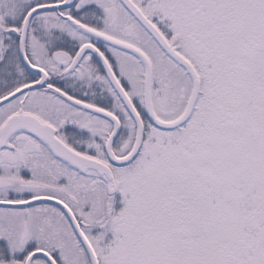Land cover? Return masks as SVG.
<instances>
[{
  "label": "rangeland",
  "instance_id": "obj_1",
  "mask_svg": "<svg viewBox=\"0 0 264 264\" xmlns=\"http://www.w3.org/2000/svg\"><path fill=\"white\" fill-rule=\"evenodd\" d=\"M61 1L0 0V98L35 79L18 60L26 13ZM131 1L174 55L120 0H77L35 16L28 30L26 53L47 69L50 87L0 107V132L10 116L32 115L72 150L108 166L112 178L81 173L19 132L0 148V202L71 204L98 264H264V0ZM72 43L102 49L143 124L141 146L126 164H112L106 153L112 122L86 108L101 106L119 121V159L135 147L136 121L97 66L77 88L71 67L57 71L56 47L69 51ZM39 249L58 264H91L58 208L0 207L7 257L0 264H25Z\"/></svg>",
  "mask_w": 264,
  "mask_h": 264
},
{
  "label": "water",
  "instance_id": "obj_2",
  "mask_svg": "<svg viewBox=\"0 0 264 264\" xmlns=\"http://www.w3.org/2000/svg\"><path fill=\"white\" fill-rule=\"evenodd\" d=\"M121 1L134 14V16L147 28V30L160 43V45L167 52L171 53L172 52L171 48L166 44V42L163 40L161 35L156 31V29L144 18V16L141 14V12L129 0H121ZM74 3H75V0H64V2L58 3V4L53 3V4L40 5V6H37L33 9H31L26 14L24 21H23L21 33H20L19 57H20V60L23 63V65L28 70H30V71H32V72H34L40 76V80L38 82L29 84V85L24 86L22 88H19L18 90L12 92L11 94L1 98L0 99V106L8 103L9 101L13 100L14 98L18 97L19 95H21L25 92L43 87L45 85L46 80H47L46 73L43 70H41L40 68L32 66L30 64V62L28 61L26 54H25L26 35H27L28 27H29V24H30V21L32 20V18L37 14L61 10V9L70 7ZM87 51H93L94 54L96 55V57L98 58V60L100 61V63L102 64V66L105 68L110 80L114 84L118 94L120 95L124 104L128 108L129 112L131 113V115L135 119L137 127H138L137 141H136L134 149L129 154V156L122 158V159H118V158L114 157V154L111 150L112 142L114 141V139L116 138L117 133H118V129H119L118 123L109 114L101 112V111H95L96 113H98L104 117H107L114 122L115 130L109 139V142L107 145V152H108V157L110 158V160L113 163L118 164V165H122V164H125L128 161H130L136 155V153L140 147V143H141V139H142L143 126H142V123H141L138 115L134 111L130 101L128 100L126 94L124 93V91L121 89V87L116 83V81L112 77L110 71L106 67V63L104 62V60L100 56V54L96 50H94L92 47L85 46L80 51L79 57L82 56ZM154 123L157 126L162 127V128H170L173 126L172 124H166V123L160 122L156 119H154ZM20 130H25L28 133H30L31 135L40 139L42 142L46 143L48 145V147L50 148V150L52 151V153L57 158L67 162L68 164H70L72 167L78 169L79 171L85 172L87 170H94L101 175H106L108 178H111L110 170L105 165H103V164H101L95 160H92L90 158H86L84 156L78 155V154L74 153L73 151H71L69 148H67L61 141H59L55 137L54 130L50 126L40 123L37 119H35L32 116L15 115V116L11 117L1 130L0 147L4 146L5 143L7 142V140L13 134H15L16 132H18ZM37 203H47V204H52V205L59 207L64 212V214L67 216L70 224L72 225V228H73L75 234L77 235L81 244L85 248V250L89 256L91 264H98L96 256L94 254V251L92 250L89 242L87 241V239L83 235L74 215L69 210V208L67 206H65L62 202L55 200V199H51V198H36V199L30 200L27 202H23V203L0 202V207L23 208V207L34 205ZM35 258H43L48 264H56L55 261L53 260V258L51 256H49V254H47L46 252H43V251L32 252L27 257L25 264H31Z\"/></svg>",
  "mask_w": 264,
  "mask_h": 264
},
{
  "label": "flooded vegetation",
  "instance_id": "obj_3",
  "mask_svg": "<svg viewBox=\"0 0 264 264\" xmlns=\"http://www.w3.org/2000/svg\"><path fill=\"white\" fill-rule=\"evenodd\" d=\"M98 39V38H96ZM102 41V40H101ZM105 42V41H103ZM109 44V43H107ZM79 45V46H78ZM84 45H90L92 46L94 49H96L101 55L102 57L104 58L105 62L107 63L109 69L111 70L112 74L114 75V77L116 78V67L114 69V67L112 66L113 64L111 63V60L108 59V57L103 53L102 49L101 48H98L96 45L92 44V43H84V44H77V43H72L70 46H67V49H69V51H64V47H56V50L58 52L57 55H55V58H54V62H55V66L56 65H59L57 71H59V69H61V71H64L66 70L67 68H72L71 72L73 74L72 77H73V80H72V83L74 85H72L74 88H77V84L75 82L79 81L82 77L86 76L87 78H89V76H92V74L89 72L92 68L94 67H98L99 69V72L102 73L105 77V79L107 80V84L109 86H111V88L113 89V86L112 84L110 83V81L108 80L106 74H105V71L104 69L102 68L101 64L99 63V60L96 58L95 54L92 52V51H89L85 54H83L81 56V58L78 57V54L80 52V49L82 46ZM111 47H115V45L113 43L109 44ZM111 51V50H110ZM65 53V54H64ZM174 55V54H173ZM61 56V59H58V57ZM70 57V58H69ZM70 59H72L71 63L68 64V61ZM35 64L39 65L37 62H34ZM20 64V63H19ZM95 65V66H94ZM20 69L21 71H25L26 73V70L22 67V65L20 64ZM23 71V72H24ZM53 77V75H52ZM93 77V76H92ZM117 79V78H116ZM92 81V80H91ZM119 81V80H118ZM96 82V81H95ZM94 82V83H95ZM50 75H49V81L47 82L46 84V87L45 88H49L50 85ZM97 84V82H96ZM44 88V89H45ZM54 89H56L55 87H53ZM47 90V89H46ZM114 90V89H113ZM52 91H56L57 93L59 92V90H52ZM56 93V95H57ZM60 95V94H59ZM68 96V95H67ZM63 97V96H62ZM95 107V106H94ZM93 107V108H94ZM95 108H98V109H101L103 107L101 106H96ZM87 112L95 115L96 117H101L99 115H97L96 113L90 111L89 109L86 110ZM105 119V118H104ZM106 120V119H105ZM51 125V124H49ZM52 126V125H51ZM54 127V126H52ZM55 131H56V128L54 127ZM57 133V132H56Z\"/></svg>",
  "mask_w": 264,
  "mask_h": 264
},
{
  "label": "trees",
  "instance_id": "obj_4",
  "mask_svg": "<svg viewBox=\"0 0 264 264\" xmlns=\"http://www.w3.org/2000/svg\"><path fill=\"white\" fill-rule=\"evenodd\" d=\"M8 44H7V48H6V57H8V55H10L11 54V52H12V50H13V48H14V42H12V41H10V42H7ZM10 49V50H9ZM71 205V204H70ZM69 205V206H70ZM71 207V206H70ZM5 258H7L6 256H5V253L4 252H1L0 251V263H2V261L3 260H5Z\"/></svg>",
  "mask_w": 264,
  "mask_h": 264
}]
</instances>
